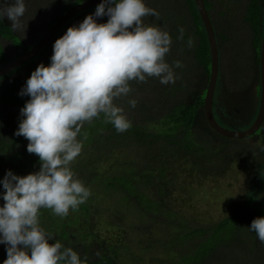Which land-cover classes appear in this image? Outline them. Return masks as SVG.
Here are the masks:
<instances>
[{"label": "trees", "instance_id": "1", "mask_svg": "<svg viewBox=\"0 0 264 264\" xmlns=\"http://www.w3.org/2000/svg\"><path fill=\"white\" fill-rule=\"evenodd\" d=\"M83 1L85 0H59L51 4V13L48 15L47 23L44 26L46 27V33L63 14ZM230 1L231 6L237 9V6H235V4L237 5L236 0ZM249 1L250 4L245 8L244 21L248 27L252 28L251 32L256 37L254 48L259 49L260 43L257 39L261 30V8L258 0ZM205 4L212 18L219 44L223 47L222 44L227 41L226 43L231 47V52L238 53L237 56H241L242 47L238 40L231 37L234 32L228 30L232 27L231 21L238 20V12L234 10L231 13H224L217 7L213 9L209 0H205ZM146 5L156 9L160 13V17L157 19L154 16H147L144 18V22L159 25L169 31L172 36L171 51L166 59L175 56V61L180 60L182 62L183 66L181 68H175L177 79L179 78L178 87L184 82L192 81V59L195 60L198 67L202 66L201 70L209 76L211 70L210 45L195 0H146ZM95 7L75 15L44 50L26 63L0 77V179L9 169L18 175H27L39 170V157L27 151L28 140L22 135H15L21 118L20 109L30 98L20 96L18 93L39 64L48 65L50 63L54 41L62 36L69 26L82 22L88 14L93 13ZM215 10H217L216 13H214ZM214 14L217 15L218 19L215 18ZM107 19L108 17L105 16L99 18L98 22H106ZM180 28L184 29L182 40L177 39ZM44 35L36 41L32 40L33 42L30 44H25L6 20H0V38L10 40L16 47L15 54L9 55L0 41V66L8 64L28 52ZM189 38L193 41L191 47L187 45ZM167 61L170 64L174 63L171 60ZM176 87L177 84L172 89H176ZM181 92L177 89V93ZM178 99L173 92H170L167 100L170 104L167 105L172 107L174 101ZM200 100L198 104L185 106L176 114L171 113L164 116L158 112L156 116H146L144 119L139 116L142 122L125 113L131 121V126L124 132H117L114 126L105 120L103 114L92 122H86L83 125L78 135V139L82 143V151L71 163V167L77 177L91 189L92 194L75 211L84 213L83 217L78 219L80 223H84V219H92L93 199L91 200V198H105V195L110 196L112 192L115 194L123 193L121 198L130 202H132L131 196L134 200H137L136 203L140 202L138 207L140 210H149L152 215H156L157 219H152L151 223L146 220V225H143L142 228L152 227L154 221H158L162 216L165 218L173 217L171 216L173 212L170 206H162L159 201H155V196L148 198V195L144 194L146 191L143 189V187H146L148 180L157 178L151 177L155 173L168 177L166 174L168 168L167 158L162 156V152H173L175 157L174 149H177L180 152L184 151L183 154L186 155L195 153L197 156L201 154L205 156L212 154L215 150L214 147L217 146L214 134L230 141L239 140L226 138L215 132L208 124L205 116L203 118L206 120L207 127L205 125L203 128L197 124L198 119L201 118L197 114L203 105V98L201 97ZM115 103L121 105L117 101ZM127 104L124 107L127 109L130 107L131 109L132 107L129 104L127 106ZM255 118L256 116L252 119V122ZM262 130L264 131V123L257 133L245 139L260 135L263 132ZM95 151L99 154L97 158L92 155ZM85 152L89 154L84 157ZM108 167H112L109 171L113 172L114 175L111 176L110 174L109 179L107 177L104 183L98 184V181L102 179V173L99 170H105ZM161 170L165 174L161 173ZM24 172L26 174H23ZM151 172L155 173L150 174ZM103 175L106 177L105 173ZM154 189L160 195L163 194L162 191L165 188L162 183H159ZM0 191H4L2 186H0ZM100 193L103 195L100 196ZM0 204H3L2 199H0ZM53 216L51 209H41L39 219L42 218L43 221H47L52 219ZM144 216L146 214L143 212L141 217ZM258 216H264V157L257 163L247 191L239 200L234 211L216 221L208 222L206 226L205 224L197 227L189 226V220L186 221V225L183 223V227L178 231L179 239L183 242V239H190L188 241H194L193 245L197 242V238L201 242L194 247L195 249L189 253H184L176 263L172 264H264V244L257 239L254 232L249 231L247 228L251 221ZM68 217L71 216L68 214L64 218ZM77 218L78 215H75L74 219ZM60 219L59 217L57 220L51 221L50 227H42L51 232L56 239L67 240L69 235L67 228L61 226ZM86 228L89 227L86 226ZM91 228L90 224L89 231ZM85 236H87V233ZM65 246L72 247L78 252L77 246L74 247L72 244ZM4 248L5 246L3 248L0 246V264H3V260L6 259ZM110 248L113 247L110 246ZM107 253L108 250L96 254H88L85 251L84 254L80 252L79 255L82 260H85V264H117L114 256Z\"/></svg>", "mask_w": 264, "mask_h": 264}, {"label": "clouds", "instance_id": "2", "mask_svg": "<svg viewBox=\"0 0 264 264\" xmlns=\"http://www.w3.org/2000/svg\"><path fill=\"white\" fill-rule=\"evenodd\" d=\"M26 11V0H0V20L7 19L13 31L22 29L23 35ZM105 16L106 22H98ZM147 16L159 19L160 13L146 0H101L93 13L54 41L50 63L39 64L20 89V96L30 98L20 109L15 135L28 140L27 151L39 157L40 167L27 175L9 169L0 179L3 264H85L76 250L41 226L40 211L51 209L66 217L91 196L71 167L82 151L78 135L86 122L103 114L117 132H124L131 121L115 101L129 97L128 104L136 107L131 82L156 78L163 85L175 83V68L183 65L166 60L172 36L159 25L146 24ZM183 34L180 28L177 39ZM192 44L189 38L188 47ZM204 74L210 81L211 70L209 76ZM247 228L264 244V216Z\"/></svg>", "mask_w": 264, "mask_h": 264}, {"label": "rangeland", "instance_id": "3", "mask_svg": "<svg viewBox=\"0 0 264 264\" xmlns=\"http://www.w3.org/2000/svg\"><path fill=\"white\" fill-rule=\"evenodd\" d=\"M56 1L59 0H26L27 11L24 17L25 24L28 21L26 35H23L22 29L18 32L15 31L22 42L30 44L33 42L32 40L36 41L46 33V27L44 26L47 23L48 15L51 13L50 6ZM209 2L213 9L217 7L224 13H231L234 10L238 12V20L231 21L232 27L228 30L234 32L231 37L238 40L242 47V56L240 58L236 57L239 60L238 67L240 68L238 74L241 76L243 88H246V90L236 93L240 97L243 93L245 95L251 94V92L254 94L257 86L260 85V76L254 59L251 60L248 57L254 52L252 41L254 37L251 32L252 28L248 27L244 21L245 1L241 2L239 0L241 3H237V9L231 6L230 0H209ZM216 12L217 10L214 13ZM214 15L218 19L217 15ZM5 20L10 25V22L7 19ZM0 41L9 55L15 54L16 47L10 40L0 38ZM226 42L222 44L224 63L230 57V53H233ZM166 60L175 61V56ZM191 68H193L192 81L184 82L179 87V78L175 80V83H169L168 85L161 84L156 78H150L144 83L131 82L134 91L130 95L138 100L135 108L130 109L129 107L127 109L124 107L128 103L129 97H121L116 101L121 104L120 106L125 113L140 122L146 116H156L158 112L164 116L171 113L176 114L179 110L188 106L189 102L193 101L192 96L194 94L198 93V97H203V94L199 93L200 90H197V86L199 83L205 82L207 77L205 74L203 76L202 66L198 67L194 59L191 60ZM176 84V89H172ZM177 89L182 92L177 93ZM170 92H173L179 98L174 101L172 107L167 105L170 104L167 102ZM260 93L261 88L259 86L258 97ZM239 108L237 106L235 109L230 110V112L238 115L234 116L233 119L242 123L248 121L246 124L233 126L229 122V124L225 123V118L219 120V123L229 129L238 131L251 127L255 119L253 122L249 121L245 112L247 109L243 112V109L239 110ZM201 112H203V105L199 109L201 118L198 119L197 124L204 128L206 120ZM213 136L217 141V146L214 147V152L209 154L210 156H203L202 154L197 156L195 153L186 155L183 154V150V152H180L177 149L173 150L176 154L175 157L173 152H162V156L167 158L168 168L166 174L168 177L151 172L150 174L155 173L151 177L157 178L148 180L146 187H143L146 191L144 194L148 195V198L155 196V201H159L162 206H170L173 212L171 216L173 217L165 218L162 216L158 221H154L152 227L142 228L143 225H146V220L151 223L152 219H157L156 215H152L149 210H140L138 208L140 202L136 203L137 200H134L131 196L132 202L121 198L123 193L115 194L112 192L110 196L105 195V198H91V200L93 199L91 220L84 219V223H80L78 219L83 217L84 213L75 211L69 212L71 217H60L61 226H65L69 234L67 240L61 239L60 241L64 245L77 246L78 253L82 252L83 254L85 251L88 254H96L108 250L107 254L114 256L117 264L176 263L181 255L191 252L201 242L197 238V242L193 245L194 241H188L190 239H183L184 242L179 239L178 231L183 227V223L186 225V221L189 220V226L197 227L204 224L206 226L208 222L216 221L234 211L239 200L247 191L257 163L264 157V131L252 138L235 141L222 139L215 134ZM88 154V152H85L84 157ZM92 155L94 158L99 157L97 151ZM111 168L99 170L102 173V179L98 181V184L104 183L107 177L109 179L110 174L111 176L114 175L113 172L109 171ZM161 173L164 172L161 170ZM159 183H162L165 188L162 191L163 194L160 195L154 189ZM102 195L100 193V196ZM143 212L146 216L142 218L141 214ZM75 215H78L77 219H74ZM58 218L59 216L55 214L52 219L47 221L40 218L41 226L50 227V222ZM75 220L77 221L75 222ZM90 224L92 228L89 231ZM86 226L89 228H86ZM86 233L87 236H85ZM86 237L88 239H85ZM0 246L3 248L5 245L0 244ZM110 246L113 248H110ZM4 250L6 251V248Z\"/></svg>", "mask_w": 264, "mask_h": 264}, {"label": "water", "instance_id": "4", "mask_svg": "<svg viewBox=\"0 0 264 264\" xmlns=\"http://www.w3.org/2000/svg\"><path fill=\"white\" fill-rule=\"evenodd\" d=\"M101 0H85L72 8H70L65 14H63L59 20L55 23V25L49 30L47 34L37 42L34 47H32L28 52L20 56L19 58L9 62L6 65L0 66V77L7 74L8 72L12 71L18 66L29 61L32 57L37 55L40 51L44 50L45 47L54 39V37L59 33V31L66 25V23L75 15L98 5ZM197 8L199 10L200 16L202 18L203 24L205 26L209 45H210V52H211V76L210 82L208 85L207 93L204 98V112L205 117L210 125V127L226 138L230 139H245L248 138L257 131L260 130L264 123V36H263V43H262V52H261V98H260V106H259V113L256 117L253 125L245 130H233L229 129L217 120L214 114V93L217 86L219 71H220V50L217 41V35L215 31V27L213 25L212 18L210 17L209 11L206 8L205 0H195Z\"/></svg>", "mask_w": 264, "mask_h": 264}, {"label": "flooded vegetation", "instance_id": "5", "mask_svg": "<svg viewBox=\"0 0 264 264\" xmlns=\"http://www.w3.org/2000/svg\"><path fill=\"white\" fill-rule=\"evenodd\" d=\"M245 1V7H247L250 4L249 0H241V2ZM234 2V1H233ZM239 2V0H236V3H241ZM259 5H260V10H261V17H260V26H261V30L260 35L258 37V42L260 43V47L258 48H254L255 46H253V54L249 55L248 57H250L251 60L254 61V63L256 64V66H258V70H259V76L261 79V52H262V43H263V36H264V0H258ZM249 3V4H248ZM235 4V2H234ZM234 6V5H233ZM235 6H237L235 4ZM253 45L256 41V37L253 36ZM220 46V44H219ZM228 48L230 49L231 47L229 45H227ZM238 53H230V57L227 58L226 63L223 62L224 59V55L222 53L221 50V46H220V55H221V62H220V73L218 76V82H217V86H216V90L214 93V105H213V109H214V114L217 118V120H222L225 118L226 122L225 123H231L230 125L233 126H240L243 124H246L247 122H238V121H234L233 117L234 116H238L235 115L234 113L230 112V110L235 109L237 106L240 107L239 110H242L244 112V110L247 109L246 112V116L247 119L249 121H252V117L258 115L259 113V106H260V98H261V93L260 96L258 97V90H259V86L261 88V81H260V85L257 86L255 93L253 94L251 92V94L249 93L248 95H245V93H243V95L240 97V95H238L236 92L239 91H244L246 90V88H243V81L241 76L238 74V70H240V68L238 67V62L236 60V56ZM258 56V57H256ZM249 59V58H247ZM209 77L206 78L205 82H201L199 83V85L197 86V90H200V94H203V112L202 116H205L204 113V98L206 96L207 93V89H208V85H209ZM235 84V85H234ZM240 97V98H238ZM201 97H198V93L194 94L192 96V102H189L188 105L191 104H198L201 100ZM259 101V102H258ZM188 102V101H187ZM253 104V106H252ZM248 105L249 108H248ZM253 109V111H252ZM197 116L199 115V112L197 114ZM230 116V117H229ZM256 119V118H255ZM230 120H232L233 122H231ZM228 123V124H229Z\"/></svg>", "mask_w": 264, "mask_h": 264}]
</instances>
